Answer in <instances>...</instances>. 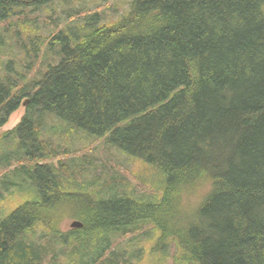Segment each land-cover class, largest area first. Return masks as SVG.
I'll use <instances>...</instances> for the list:
<instances>
[{
  "label": "trees",
  "instance_id": "obj_1",
  "mask_svg": "<svg viewBox=\"0 0 264 264\" xmlns=\"http://www.w3.org/2000/svg\"><path fill=\"white\" fill-rule=\"evenodd\" d=\"M71 1L0 0L27 66L0 64V130L26 104L0 133V264H126L116 241L145 230L174 264H264V0H132L121 15ZM60 5L65 24L42 36ZM49 120L160 181L62 160L74 151Z\"/></svg>",
  "mask_w": 264,
  "mask_h": 264
},
{
  "label": "rangeland",
  "instance_id": "obj_2",
  "mask_svg": "<svg viewBox=\"0 0 264 264\" xmlns=\"http://www.w3.org/2000/svg\"><path fill=\"white\" fill-rule=\"evenodd\" d=\"M131 1L132 0H72L69 7L74 10L86 9L89 12H119V15H121L129 10ZM62 9L63 8L60 5L58 8L59 12H54L56 14H60V27L55 25L51 26L49 22H46L45 20L41 25L42 36L49 35L53 29H61L65 24L66 14L65 12H61ZM49 15H53L52 12L46 15V17ZM35 17L39 18L38 22L41 21V17H38L37 13L32 16V18ZM13 23L19 22L15 19ZM7 24L5 23L0 25V64L6 66L9 59L20 58V60H16L17 62H14L13 69L11 71V74L16 76L17 73L25 72L24 67H27L26 59L22 60L23 55L20 53L18 43L13 38V35H11L10 38L8 35L5 37L4 28ZM16 29L20 28H17L16 26ZM36 70L37 69L28 74V80L32 79L31 75H35ZM25 106L26 104H23L20 109L10 117L8 123L0 130V133L11 131L17 127L25 115ZM53 125L57 127L58 131L63 132L64 135L67 134V129H69L68 126L58 122L55 124L53 121L49 120L46 128L50 133L46 134L48 139H51L57 145L69 146V149L74 151L73 154L64 156L61 159L67 160L69 158L71 160H76V163L80 164L77 168H83L82 164H85L88 168H108L111 170L109 172L113 176L119 177V181L126 180V184L130 183L131 188H138L139 190L143 189L149 191L152 183L156 184V178L160 181V179H158L159 174L157 172L150 171L144 164H141V162L131 160V158L127 157L119 150L109 147L106 145L104 140L94 141V139L92 140L88 138V134L85 132H81L82 134L80 135L82 136H75L73 139H70L68 136H61L60 133H56L57 131L52 132L51 127ZM89 161H95V163L90 165L88 163ZM53 163L56 164L57 161H54ZM146 174H149L152 177L149 175L146 176ZM109 177L110 175H108L107 178ZM122 178H124V180ZM6 196L7 201L2 204V210L5 214L15 208L14 195L11 196L8 194ZM71 222V220H68L64 223V230L70 229ZM147 229L151 230L150 228ZM145 231L129 235L125 238H120L116 241L117 243L115 247L117 246L116 248L118 250H123L126 255V264H174V248L170 254L171 257L162 259V255L159 254V251L156 249L157 247L152 245L154 236L149 234L147 236ZM39 236L40 234H38L35 239L38 240ZM61 263L64 264V259H62ZM47 264H49V262H47Z\"/></svg>",
  "mask_w": 264,
  "mask_h": 264
},
{
  "label": "water",
  "instance_id": "obj_3",
  "mask_svg": "<svg viewBox=\"0 0 264 264\" xmlns=\"http://www.w3.org/2000/svg\"><path fill=\"white\" fill-rule=\"evenodd\" d=\"M82 227H83V223L78 220L72 221L70 224V228L72 229H80Z\"/></svg>",
  "mask_w": 264,
  "mask_h": 264
}]
</instances>
